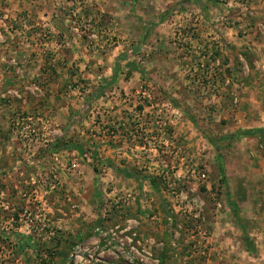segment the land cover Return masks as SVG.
Instances as JSON below:
<instances>
[{"label":"rangeland","instance_id":"rangeland-1","mask_svg":"<svg viewBox=\"0 0 264 264\" xmlns=\"http://www.w3.org/2000/svg\"><path fill=\"white\" fill-rule=\"evenodd\" d=\"M117 1L0 0V264H264V0Z\"/></svg>","mask_w":264,"mask_h":264},{"label":"trees","instance_id":"trees-1","mask_svg":"<svg viewBox=\"0 0 264 264\" xmlns=\"http://www.w3.org/2000/svg\"><path fill=\"white\" fill-rule=\"evenodd\" d=\"M217 53V52H216ZM227 63V60H225V64ZM259 131H261V130H253L252 132H259ZM252 132H248V133H252ZM243 133H246V132H243ZM65 147H67V148H72L73 146L71 145V144H67V143H65L64 141L62 142V141H58V140H56L55 141V143L54 144H52V148H51V151L53 150V151H58L59 149H63V148H65ZM75 147V149L78 151V152H82L83 150H82V148H80V147H78V146H74ZM218 170H219V174H220V176H221V179H224V172H223V169H222V166L220 165L219 167H218ZM127 176H131V173L129 172V171H125L124 172ZM150 182H151V185L152 186H156V181H155V179H153V178H150ZM230 205H231V207L232 208H234V214H235V204H233V203H231L230 202ZM15 217H17V214L16 213H14L13 214ZM236 215V214H235ZM237 217V216H236ZM239 219V218H238ZM242 228V230H244V228L243 227H241ZM2 231H4L2 228H1V226H0V236L2 235ZM244 232V231H243ZM15 237H16V239H17V242H18V244H17V246H18V248H20V250L21 249H25V248H29V249H35L36 248V245L35 244H33L34 243V241H33V237L31 236V235H23V234H20V233H18V232H15L14 234H13ZM244 242L248 245V248L249 247H251V244L248 242V240H249V238H248V236L246 235L245 237H244ZM251 249V248H250Z\"/></svg>","mask_w":264,"mask_h":264},{"label":"crops","instance_id":"crops-1","mask_svg":"<svg viewBox=\"0 0 264 264\" xmlns=\"http://www.w3.org/2000/svg\"><path fill=\"white\" fill-rule=\"evenodd\" d=\"M103 3L104 5H106L110 11H114V13L116 11H118L117 9V4H118V1L117 0H103ZM114 7V9H112ZM111 8V9H110ZM109 11V13H110ZM255 114H257V120L253 126L251 125H248L246 126L245 128H262L263 129V132H264V109L263 110H258ZM255 114L251 111H246L244 114H243V118L244 120H240V122H247L248 119H250L251 116H255ZM238 127V126H237ZM242 128H244V126L242 125L241 126Z\"/></svg>","mask_w":264,"mask_h":264}]
</instances>
